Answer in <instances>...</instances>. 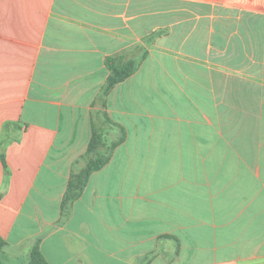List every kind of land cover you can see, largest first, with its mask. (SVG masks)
<instances>
[{
    "label": "crops",
    "instance_id": "1",
    "mask_svg": "<svg viewBox=\"0 0 264 264\" xmlns=\"http://www.w3.org/2000/svg\"><path fill=\"white\" fill-rule=\"evenodd\" d=\"M144 53L104 107L106 59ZM108 118L126 140L64 208ZM0 238L14 264H264V0H0Z\"/></svg>",
    "mask_w": 264,
    "mask_h": 264
},
{
    "label": "trees",
    "instance_id": "2",
    "mask_svg": "<svg viewBox=\"0 0 264 264\" xmlns=\"http://www.w3.org/2000/svg\"><path fill=\"white\" fill-rule=\"evenodd\" d=\"M146 55L147 53H144L139 61H125L122 56L108 57L106 59L105 64L110 74L103 88L102 104L104 107L106 106L104 97L107 96L117 84L135 74L139 66L146 59ZM108 121L121 128L122 137L117 142L113 143L112 146L107 147L109 152L108 154H105V151L102 149L105 146L103 133L97 129L93 130L87 152L83 157L86 163L85 167L80 173L72 175L62 204L64 208H67L81 196L92 174L102 169L110 161L113 150L126 140V130L122 126L111 121L109 118ZM5 247L6 243L0 238V253L3 252ZM28 262L29 264H48L42 255L38 244L32 247L28 256Z\"/></svg>",
    "mask_w": 264,
    "mask_h": 264
},
{
    "label": "rangeland",
    "instance_id": "3",
    "mask_svg": "<svg viewBox=\"0 0 264 264\" xmlns=\"http://www.w3.org/2000/svg\"><path fill=\"white\" fill-rule=\"evenodd\" d=\"M110 135H112V134H109V139L108 140L111 141L112 138H113V135H112V137ZM103 136H104L105 146L102 149H103V151H105V154H108V151H106L105 148L109 147L110 145L106 144V139L107 138L105 139L104 133H103ZM3 252H4V250H3ZM3 252L0 253V264H14V262H6V259H5L6 256L3 254ZM17 264H25V263L20 262V263H17Z\"/></svg>",
    "mask_w": 264,
    "mask_h": 264
}]
</instances>
